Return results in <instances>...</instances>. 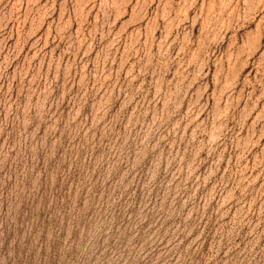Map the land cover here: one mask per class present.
I'll return each instance as SVG.
<instances>
[{
	"label": "rangeland",
	"instance_id": "obj_1",
	"mask_svg": "<svg viewBox=\"0 0 264 264\" xmlns=\"http://www.w3.org/2000/svg\"><path fill=\"white\" fill-rule=\"evenodd\" d=\"M0 264H264V0H0Z\"/></svg>",
	"mask_w": 264,
	"mask_h": 264
}]
</instances>
